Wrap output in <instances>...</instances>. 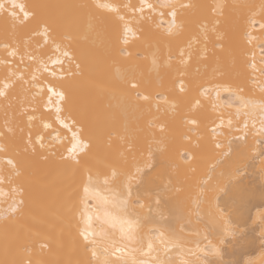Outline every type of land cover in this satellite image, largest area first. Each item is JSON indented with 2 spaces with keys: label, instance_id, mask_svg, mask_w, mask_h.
I'll list each match as a JSON object with an SVG mask.
<instances>
[{
  "label": "bare ground",
  "instance_id": "bare-ground-1",
  "mask_svg": "<svg viewBox=\"0 0 264 264\" xmlns=\"http://www.w3.org/2000/svg\"><path fill=\"white\" fill-rule=\"evenodd\" d=\"M17 2L36 15L13 24L0 14V88L11 85L0 97V147L5 149L0 151V217L5 218L0 219V264H99L91 256L92 244L79 236L80 216L64 207L70 198L74 209L82 208L83 170L94 167L98 154L116 166L117 188L135 174L134 165L148 161L143 184L132 183L131 200L139 196L143 205L133 209L141 217L139 234L146 248L147 237L163 224L165 238L179 243L166 252L156 241L150 255L132 254L137 261L264 264L260 109H245L251 112L245 116L237 115L238 102L228 106L235 94L264 102V0H175L192 5L178 9L182 31L175 37L165 35L172 17L161 11L168 9L141 12V0ZM147 2L157 5L159 0ZM98 4L115 5L118 14ZM90 24L93 34L85 39ZM57 58L62 63L52 62ZM100 83L103 88L96 86ZM50 86L57 94L48 92ZM144 95L147 101L139 98ZM125 126L133 138L131 152L118 138ZM74 132L92 143L88 155L78 151V166L61 159ZM8 158L17 168L7 165ZM234 201L243 204L242 218L231 211ZM220 212L243 229V243L229 238L219 244L215 233L223 221L212 216ZM102 227L93 220L96 232ZM208 240L220 249L219 256L206 254ZM41 242L47 247L41 249ZM100 253L102 247V259Z\"/></svg>",
  "mask_w": 264,
  "mask_h": 264
},
{
  "label": "snow or ice",
  "instance_id": "snow-or-ice-1",
  "mask_svg": "<svg viewBox=\"0 0 264 264\" xmlns=\"http://www.w3.org/2000/svg\"><path fill=\"white\" fill-rule=\"evenodd\" d=\"M41 7V6H35ZM98 8H102L109 13H117L118 7L112 4H98ZM192 7L191 4H177L175 0H159L157 5H153L152 3L147 2V0H141V5L139 10L141 12L144 11L145 8L150 11H156L157 9H168L167 13L161 11V15H170L172 20L169 22L168 29L166 30L165 35L168 37L178 36L182 31V25L176 23V18L179 15L178 9H185ZM217 7H222L217 5ZM18 10V11H17ZM262 12H264V5L261 6ZM7 14V16L12 20L13 24L16 22L24 23L26 21H30L35 18L36 13L32 11V9L24 3H18L17 0H9V3L6 4L5 0H0V14ZM123 19V17H120ZM262 29H264V23L260 25ZM45 33L48 32V27L44 29ZM93 34L92 25H89V31L85 35V39H88L89 35ZM98 37V33L95 34ZM127 42V41H125ZM56 51H59V45L55 46ZM10 55H15V51L9 53ZM64 56H68V52L65 51L63 53ZM185 53L183 50L180 51L181 63H185L183 57ZM53 63H62V61L57 58L52 61ZM155 64V61H154ZM79 67V65H77ZM47 71V68H45ZM53 75H55L53 73ZM35 79V77H33ZM124 78L123 76L121 77ZM131 84V87L136 88L138 85L132 80L128 81ZM10 83H4L3 87L0 88V97L5 95L4 89L9 88ZM97 87L103 88V84H97ZM183 85H181V91H183ZM224 91H228L229 89H223ZM207 91V90H205ZM48 92L57 94L55 92V87L50 86L48 88ZM60 100L65 99V94L63 92L59 93ZM139 98L147 101L149 99L148 96H140ZM219 98V91H217V100ZM165 103L168 102L167 97L164 98ZM238 102V106L236 108L237 115H240L241 112L244 113L245 116L251 114V112H244L245 109L255 110L256 108L260 109L261 120L260 127L258 132L260 135L264 136V102H255L251 99H246L239 94H235V100L229 101L228 106H233V103ZM199 105V101L196 102ZM175 105L173 104V108ZM59 119V118H58ZM191 123H195V121H190ZM63 127L68 128L69 131H72V128L64 124L61 121ZM45 128L49 127L48 124L44 125ZM245 128L248 127L247 123L244 125ZM255 127V125H253ZM163 131V129H161ZM119 140L121 142L122 149H126L127 152H131L133 148L132 144V135L128 130L127 126H125L123 132L119 134ZM70 147H66L67 155L61 154V159L70 163L72 165H80L81 160L78 156V151L82 152L83 155H88V151L92 148L91 140L87 143H84L80 140L77 133H73L72 139L69 142ZM219 147V145H217ZM43 147V144H41ZM108 147L111 148V134L109 135ZM0 151H5L2 147H0ZM151 151V149L149 150ZM121 156L126 159L125 151H121ZM95 165L94 167H86L83 172L86 176V180L82 182V195L79 197L80 205L82 208L74 209L72 207L71 199L65 202V210L68 213L73 215H79L81 223H83L84 227L80 228L79 236L82 237L83 241L90 242L92 244L91 256L93 258H97L99 260V264H153V261L149 260H141L137 261L135 257L132 255L135 252H141V254L147 256L150 255L155 249L154 244L156 241H159L161 245H163L165 251H169L171 248H178L179 243L175 238L169 237L165 238L164 225L161 224L160 227L156 229L157 234L152 236H148L146 240V248L144 247L145 241L141 238L139 234V230L141 227V217L134 212V206L139 204V206L143 207L140 204L139 196H137L136 200L133 202L131 200L132 197V183L135 181L138 185L143 184L142 176H147L148 173L145 172V169L148 167V161H145L143 166L136 164L135 174L127 175V182L123 185V188H117L113 186V182L118 175L116 166L107 158L106 155L98 154L94 157ZM7 165L12 168H17V164L13 161V159H7ZM95 169V173H94ZM101 169L104 171L101 172ZM109 170L111 174L109 175ZM20 175L19 171L16 173ZM123 174V173H121ZM101 175H103V179L101 180ZM3 176H0V183L3 182ZM126 193V194H125ZM159 196L160 193H157ZM89 201L92 203L89 204ZM24 203L23 200L20 201L22 205ZM157 205H160V200L157 199ZM18 209L12 208V212L15 213ZM238 217H243V204L242 202L237 203L233 202V207L231 210ZM158 213L160 215V219L163 220L165 217L162 212ZM0 219H5L4 217H0ZM98 221L101 225L106 226L102 227L99 232H96L93 228V220ZM213 220H222V228L220 231L215 233V238L218 240L219 244H224L226 241H230L232 243H243V229H239L232 225L229 220L223 219V212L219 213V216H212ZM261 223L264 224V216H262ZM111 229V232L108 230ZM99 235L101 239L99 241L95 239H91L90 237ZM118 235L119 239H114ZM207 239V237H205ZM261 239L264 240V231L261 232ZM135 245H139V247H135ZM41 249L47 247V244L44 242L40 243ZM102 247V259H99L98 250ZM124 249H128V252H125ZM120 253V255H117ZM206 254L219 256L220 249L212 243V240H208V246L206 250ZM130 257V259L125 257ZM115 257V260L111 259ZM27 264H32V261L29 260ZM87 264H92L91 260L87 261ZM154 264H165L164 261H155ZM187 264V262H184ZM214 264H231L229 261H225L220 259Z\"/></svg>",
  "mask_w": 264,
  "mask_h": 264
}]
</instances>
